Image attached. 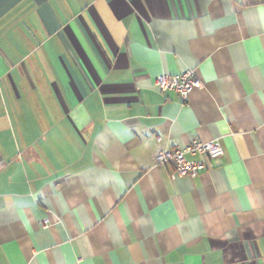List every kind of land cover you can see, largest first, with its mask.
<instances>
[{
	"label": "crops",
	"instance_id": "1",
	"mask_svg": "<svg viewBox=\"0 0 264 264\" xmlns=\"http://www.w3.org/2000/svg\"><path fill=\"white\" fill-rule=\"evenodd\" d=\"M263 108L264 0H0V264H264Z\"/></svg>",
	"mask_w": 264,
	"mask_h": 264
},
{
	"label": "built area",
	"instance_id": "2",
	"mask_svg": "<svg viewBox=\"0 0 264 264\" xmlns=\"http://www.w3.org/2000/svg\"><path fill=\"white\" fill-rule=\"evenodd\" d=\"M202 86L193 71L186 70L176 75H161L157 78L156 87L160 93L173 92L181 102H186L188 94L193 88ZM262 119L264 120V108L262 111ZM157 143L160 138L156 136ZM223 155V149L218 140L202 142L193 140L184 147L175 149L160 148L153 155V164L157 167H172V176L195 178L206 169L205 159H216ZM190 157H199L197 160L188 159ZM48 225L47 221H43L42 227Z\"/></svg>",
	"mask_w": 264,
	"mask_h": 264
}]
</instances>
